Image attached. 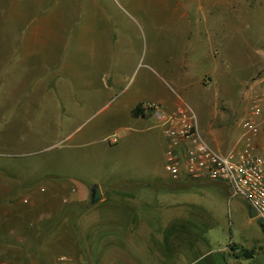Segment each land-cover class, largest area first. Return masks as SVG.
I'll use <instances>...</instances> for the list:
<instances>
[{
    "label": "rangeland",
    "instance_id": "rangeland-1",
    "mask_svg": "<svg viewBox=\"0 0 264 264\" xmlns=\"http://www.w3.org/2000/svg\"><path fill=\"white\" fill-rule=\"evenodd\" d=\"M263 72L264 0H0V182L165 174L162 126L132 117L136 97L189 105L205 139L227 151ZM257 121L264 146V101ZM118 127L147 131L118 140ZM154 180L134 188L157 212L142 207L144 223L129 225L143 244L137 264H264V219L227 184ZM87 207L90 222L99 213ZM88 224L0 218V264H78V251L90 264Z\"/></svg>",
    "mask_w": 264,
    "mask_h": 264
},
{
    "label": "crops",
    "instance_id": "crops-1",
    "mask_svg": "<svg viewBox=\"0 0 264 264\" xmlns=\"http://www.w3.org/2000/svg\"><path fill=\"white\" fill-rule=\"evenodd\" d=\"M177 101L176 98L168 100L163 97L157 100L144 101L136 97L131 101L130 113L135 119H142L146 116L157 118L156 109H145L144 107V115L140 114L138 116L132 114V109L138 104L143 105L145 102L156 103L158 105L157 110L169 113L173 110ZM160 125L163 132V125L161 123ZM121 129L118 127L115 131V134L118 133L116 134V136H119L118 140L125 137L133 141L132 136L134 134H141L144 130L147 131L142 127H129L126 129V134H120ZM262 138L260 134L255 139L259 146L263 145ZM111 143H116V141ZM165 151L166 147L162 151L161 161L157 160V166L159 163L160 168H163V170H165ZM157 174L151 175L150 180H144L141 177H123L117 180L119 183L109 185L98 183L101 189V198L95 203L90 202V189L94 183L80 181L75 176L65 175L61 180L51 181L48 184L40 178L36 181L28 180L26 185L19 186L13 184L11 180H8L6 184L0 182V218L89 223L85 232L88 246L85 253L88 261H92L90 264H97L98 262L99 264H107L110 261L116 264H137L140 258L137 251L142 249L143 244L141 237L138 239L132 237L131 232L128 230L129 225H135L133 222L135 215L138 219H142L140 222H143L140 214L143 213L142 207L144 210H148L149 214L157 215V212L151 207L152 205L146 204L136 197L134 188L139 185L144 187L151 184V180L154 179L157 183L166 184V182L172 181L173 184L181 183L182 185L189 179L181 176L179 179L173 180L167 175V172L164 174L161 171ZM124 181H132L134 186L126 185ZM93 204L97 206L95 209L96 214H99L95 220L89 222V219L84 217L85 212H88L89 209L88 207L86 209L85 206ZM138 210L139 212H137ZM161 229L158 226L155 231L156 236H160ZM175 229V231H178L181 228L176 227ZM183 229L186 231V228ZM9 231L13 234L14 230L9 229ZM233 254H235L234 251ZM76 257L79 258L78 261L74 259ZM74 258L78 264H85L84 261L81 262L83 256L79 251L76 252ZM261 263L263 264V262Z\"/></svg>",
    "mask_w": 264,
    "mask_h": 264
},
{
    "label": "built area",
    "instance_id": "built-area-1",
    "mask_svg": "<svg viewBox=\"0 0 264 264\" xmlns=\"http://www.w3.org/2000/svg\"><path fill=\"white\" fill-rule=\"evenodd\" d=\"M253 97L247 115L241 119V138L227 151L211 145L198 125L197 113L182 101H177L169 113L157 110L156 103H144L145 109H156L163 125L166 151L164 169L177 180L181 176L193 180H216L230 187L231 196H238L251 205L257 217L264 219V146L255 139L259 134L258 116L264 101V72L247 85ZM113 137L111 142H115ZM60 260H65L62 255Z\"/></svg>",
    "mask_w": 264,
    "mask_h": 264
},
{
    "label": "water",
    "instance_id": "water-1",
    "mask_svg": "<svg viewBox=\"0 0 264 264\" xmlns=\"http://www.w3.org/2000/svg\"><path fill=\"white\" fill-rule=\"evenodd\" d=\"M90 190H91L90 191V198H91L90 202L95 203L96 201H98L101 198L100 186L98 184H93ZM247 207H248L249 217H257L256 210L251 205H247Z\"/></svg>",
    "mask_w": 264,
    "mask_h": 264
},
{
    "label": "trees",
    "instance_id": "trees-1",
    "mask_svg": "<svg viewBox=\"0 0 264 264\" xmlns=\"http://www.w3.org/2000/svg\"><path fill=\"white\" fill-rule=\"evenodd\" d=\"M132 114L135 116L138 115H144V111H143V107L141 104L136 105L133 109H132ZM260 226L262 227V229H264V222L263 221H259ZM244 252L243 254H246L247 256H252L251 251L247 252V251H241V253Z\"/></svg>",
    "mask_w": 264,
    "mask_h": 264
}]
</instances>
